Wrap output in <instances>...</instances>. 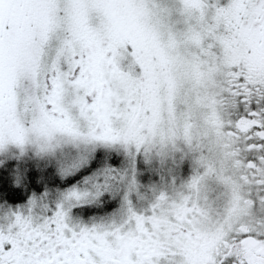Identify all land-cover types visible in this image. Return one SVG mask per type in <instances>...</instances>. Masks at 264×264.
I'll return each instance as SVG.
<instances>
[{
  "label": "snow or ice",
  "instance_id": "obj_1",
  "mask_svg": "<svg viewBox=\"0 0 264 264\" xmlns=\"http://www.w3.org/2000/svg\"><path fill=\"white\" fill-rule=\"evenodd\" d=\"M180 144L187 194L119 224L73 219L120 194L113 156ZM57 175L84 179L60 193ZM25 199L0 224V264H264V0H0V210Z\"/></svg>",
  "mask_w": 264,
  "mask_h": 264
},
{
  "label": "rangeland",
  "instance_id": "obj_2",
  "mask_svg": "<svg viewBox=\"0 0 264 264\" xmlns=\"http://www.w3.org/2000/svg\"><path fill=\"white\" fill-rule=\"evenodd\" d=\"M229 0H221L222 6H227ZM146 55H148L149 62H151V52L146 49ZM160 100L156 97L147 105L152 107L153 104L159 105ZM154 116L158 118L159 112L154 113ZM112 160L116 161L118 167H123L127 179L123 182L119 195H113L111 193H105L99 200V203L87 205L86 208L93 209L101 206V213L105 216H91L88 215V211L79 209H73V219H83L85 224L89 221L95 220L97 222H116L117 224L123 222L129 214V208L137 214H150V209L157 201L158 197L165 193L170 198H176L179 193L187 194V185L190 183L191 178L196 173L195 160L192 155L187 154V149L182 144L177 149H168L163 156L158 154H152L148 157L144 155L129 156L127 154H117L112 157ZM112 160L106 161L108 166H112ZM127 161V162H126ZM76 175H79L77 173ZM73 178L72 176H69ZM67 177V178H69ZM135 179L136 187L129 190L128 185L132 179ZM56 179L59 180L58 184L50 185L55 192H66L72 188L78 187L83 182V177L80 180L71 184L70 186L64 185L61 181L66 180L65 177L57 175ZM210 188L213 189V197L219 195L223 189L217 185L214 181L209 182ZM27 203V200L22 202L11 203L7 202L5 207L0 210V224L5 221L3 217L10 208L11 211H17ZM59 203L58 199L53 198L52 207ZM110 213V214H108ZM190 235H187L189 240ZM197 241H200L201 237H196ZM202 239V238H201ZM137 245L130 246L124 253V257L128 258L132 251L135 250ZM207 248L206 246H203ZM102 254L109 259H114L122 254L120 252H114L110 248L104 247V242H101L100 247L92 245L91 241H85L81 243L79 252H84L87 256L89 249ZM77 259L79 256L77 254Z\"/></svg>",
  "mask_w": 264,
  "mask_h": 264
},
{
  "label": "flooded vegetation",
  "instance_id": "obj_3",
  "mask_svg": "<svg viewBox=\"0 0 264 264\" xmlns=\"http://www.w3.org/2000/svg\"><path fill=\"white\" fill-rule=\"evenodd\" d=\"M67 178V177H65ZM189 242L190 247L188 248V251L193 259H199L203 252L206 250L203 246L208 247L207 242H203V238H200V241H197V238L199 235H197L195 238H193L192 234H189ZM200 237V236H199Z\"/></svg>",
  "mask_w": 264,
  "mask_h": 264
},
{
  "label": "trees",
  "instance_id": "obj_4",
  "mask_svg": "<svg viewBox=\"0 0 264 264\" xmlns=\"http://www.w3.org/2000/svg\"><path fill=\"white\" fill-rule=\"evenodd\" d=\"M127 162V161H126ZM110 164H112V163H110ZM64 185H67V186H70L71 184H73V183H75V182H77V180H75L74 179V177L73 178H66V180H63V181H61ZM23 200H21V201H16V202H12V201H9V202H11V203H19V202H22ZM101 211H102V209H101V206L100 207H98V208H93V209H91L90 210V212L88 211V215H91V216H95V215H97V216H105V214L104 213H101ZM108 214H110V213H108Z\"/></svg>",
  "mask_w": 264,
  "mask_h": 264
}]
</instances>
